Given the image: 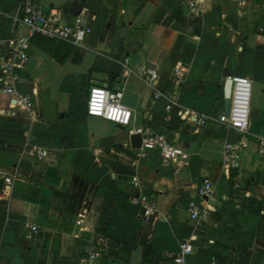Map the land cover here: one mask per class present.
Here are the masks:
<instances>
[{
    "label": "crops",
    "instance_id": "1",
    "mask_svg": "<svg viewBox=\"0 0 264 264\" xmlns=\"http://www.w3.org/2000/svg\"><path fill=\"white\" fill-rule=\"evenodd\" d=\"M34 1L65 12L68 24L80 16L92 32L82 45L32 37L15 87L31 94L33 119L22 108L0 112V264H110L117 253L124 264H172L187 239L189 264H264V0H202L198 13L180 0ZM21 15L22 0H0V55L22 32ZM148 67L155 86L144 79ZM228 75L249 77L252 93L246 146L226 171L224 145L241 138L217 120ZM95 85L122 92L128 126L87 114ZM9 102L0 92V110ZM180 111L211 118L201 125ZM139 126L183 147L188 165L158 149L137 158L129 130ZM26 146L47 155L27 159ZM203 178L213 192L200 198ZM140 194L156 201L158 216L145 219Z\"/></svg>",
    "mask_w": 264,
    "mask_h": 264
},
{
    "label": "built area",
    "instance_id": "2",
    "mask_svg": "<svg viewBox=\"0 0 264 264\" xmlns=\"http://www.w3.org/2000/svg\"><path fill=\"white\" fill-rule=\"evenodd\" d=\"M191 11L199 12V5L202 0H180ZM65 12L56 9H45L34 0H22V15L16 19L17 25L26 27L27 32L17 33L6 39L7 51L0 55V92L10 96L9 106L2 108L0 112L4 115H16V108H22L33 119V100L31 94L18 92L16 83L19 80V72L24 68L29 57V51L32 47L31 38L34 35L43 36L49 39H57L69 42L74 45H82L85 38L91 34L92 28L86 26L80 16H75L71 24L65 21ZM182 67L177 65L174 73L178 75ZM231 80L230 104L227 113H221L217 120L225 125L238 130L241 138L238 142L228 141L224 145L223 167L226 171L239 165L240 151L246 146L247 132L249 124V111L252 93V82L245 75H228ZM144 79L151 86H155L157 72L153 68H146ZM162 95V91L155 89L154 97ZM86 101V112L88 115L98 116L114 123L128 126L133 117L129 107L121 101L122 92L113 90L106 85H95L90 87ZM173 104L169 100L167 109ZM186 113L195 115L198 124H204L211 116L205 113ZM131 133L141 135V145L138 148L137 158L144 157L147 151L158 149L161 158L164 161H179L182 165H188L189 154L183 147L173 145L163 133L153 132L144 127H133L129 130ZM264 144V139H261ZM23 154L27 159L42 161L47 155L43 148L35 146H26ZM137 176H131V182L137 183ZM13 182L12 175L4 177V187L2 193H9ZM213 192V185L208 178H203L197 187V194L200 198L208 197ZM136 204L142 209L143 216L148 219L151 216H158L157 203L146 194H140L135 200ZM190 217L196 219L201 216L200 208L192 205L189 207ZM27 227L36 232L38 226L27 224ZM193 245L191 239L181 241L175 256L172 258V264H189L188 256L192 253ZM98 252L89 254L90 258L98 257ZM110 264H124L115 259ZM209 264H221L216 260H211Z\"/></svg>",
    "mask_w": 264,
    "mask_h": 264
},
{
    "label": "water",
    "instance_id": "3",
    "mask_svg": "<svg viewBox=\"0 0 264 264\" xmlns=\"http://www.w3.org/2000/svg\"><path fill=\"white\" fill-rule=\"evenodd\" d=\"M27 29L26 27H23L22 32L21 33H26ZM230 91H231V80L229 78H226L225 84H224V101H225V111L224 113L226 114L229 108V104H230ZM87 96L84 97V100L87 101ZM130 142H131V146L133 148H139L141 145V135L140 134H132L130 136Z\"/></svg>",
    "mask_w": 264,
    "mask_h": 264
},
{
    "label": "rangeland",
    "instance_id": "4",
    "mask_svg": "<svg viewBox=\"0 0 264 264\" xmlns=\"http://www.w3.org/2000/svg\"><path fill=\"white\" fill-rule=\"evenodd\" d=\"M39 164V163H38ZM40 164L37 166V168L39 169L40 168ZM77 194V195H76ZM75 195V196H74ZM74 195H73V197L74 198H78L80 195H81V191H79V189H75V191H74ZM111 253H114L113 251H111ZM116 253V252H115ZM117 255H118V257L117 258H115V259H118V260H120L121 261V255L119 254V253H117ZM122 262V261H121Z\"/></svg>",
    "mask_w": 264,
    "mask_h": 264
},
{
    "label": "trees",
    "instance_id": "5",
    "mask_svg": "<svg viewBox=\"0 0 264 264\" xmlns=\"http://www.w3.org/2000/svg\"><path fill=\"white\" fill-rule=\"evenodd\" d=\"M33 37H34L33 39H35V38H38V37L40 38V37H43V36L34 35Z\"/></svg>",
    "mask_w": 264,
    "mask_h": 264
}]
</instances>
